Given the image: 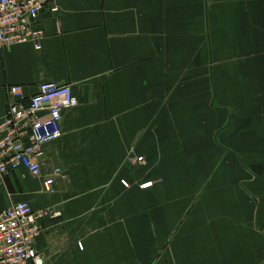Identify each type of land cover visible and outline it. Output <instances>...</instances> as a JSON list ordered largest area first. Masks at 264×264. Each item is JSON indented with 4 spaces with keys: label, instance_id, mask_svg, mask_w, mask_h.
Segmentation results:
<instances>
[{
    "label": "crops",
    "instance_id": "1",
    "mask_svg": "<svg viewBox=\"0 0 264 264\" xmlns=\"http://www.w3.org/2000/svg\"><path fill=\"white\" fill-rule=\"evenodd\" d=\"M39 25L42 49L0 50V119L14 84L79 105L0 211L60 212L45 264H264V0H51Z\"/></svg>",
    "mask_w": 264,
    "mask_h": 264
},
{
    "label": "built area",
    "instance_id": "2",
    "mask_svg": "<svg viewBox=\"0 0 264 264\" xmlns=\"http://www.w3.org/2000/svg\"><path fill=\"white\" fill-rule=\"evenodd\" d=\"M51 0H0V50L13 45L33 43L42 49L46 36L39 25V17ZM52 10L58 11L55 6ZM10 103L0 119V189L6 176L26 169L33 176H41L40 157L43 146L63 134V113L79 105L71 85L45 81L38 92L27 96L24 87L14 84L9 89ZM140 162L144 157L139 156ZM65 176L60 167L44 180V189L52 193L55 177ZM125 187L131 183L122 180ZM153 185L143 183L142 188ZM60 212L33 208L25 201L11 204L0 211V264H45V257L35 248V240L42 233V220L55 218ZM83 247L82 243H79Z\"/></svg>",
    "mask_w": 264,
    "mask_h": 264
}]
</instances>
